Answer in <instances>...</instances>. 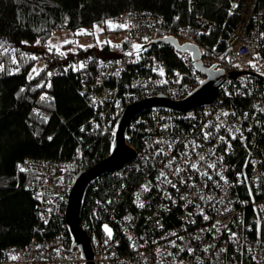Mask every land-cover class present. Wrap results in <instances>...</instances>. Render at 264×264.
I'll return each instance as SVG.
<instances>
[{
  "label": "built area",
  "instance_id": "2783aa9c",
  "mask_svg": "<svg viewBox=\"0 0 264 264\" xmlns=\"http://www.w3.org/2000/svg\"><path fill=\"white\" fill-rule=\"evenodd\" d=\"M228 10L238 19L222 51L220 42L206 51L196 41L215 28L209 20L197 18L177 32L178 38L198 46L203 65L223 71L214 103L185 113L151 110L138 115L125 136L135 158L106 174L116 179L115 191L102 201L93 194L97 187H89L92 204L82 207L80 227L90 240L95 264H264V238L257 233L264 221V57H258L264 49V5L231 0ZM161 23L159 15L148 11L123 12L115 19L136 39L155 38ZM198 60L189 52L179 53L182 70L167 71L154 54L116 56L85 72L79 91L94 111L109 114L107 124L122 103L118 87L125 75L129 97L146 91L180 100L206 79L195 66ZM233 72L240 73L231 77ZM169 160L171 167H166ZM213 163L215 168L208 167ZM21 166L37 174L29 185L37 222L28 244L7 247L0 264H84L79 249H71L66 224L57 225L65 220L69 167L39 159H24Z\"/></svg>",
  "mask_w": 264,
  "mask_h": 264
},
{
  "label": "trees",
  "instance_id": "16d2710c",
  "mask_svg": "<svg viewBox=\"0 0 264 264\" xmlns=\"http://www.w3.org/2000/svg\"><path fill=\"white\" fill-rule=\"evenodd\" d=\"M230 1L0 0V43L3 44L0 64L4 65L0 69V260L5 259L3 252L7 247L28 244L37 222L36 201L29 189L37 174L21 166L24 159L65 163L69 167L65 177L72 183V174L109 155L116 120L123 106L149 95L146 91H136L129 97L125 91L128 81L125 75L118 87L122 103L105 124L109 114L104 117L101 110L94 111L79 91L83 74L96 68L99 62L128 53L131 56L154 54L165 70H182L179 54L171 45L143 47L150 39L128 35L119 43L105 40L92 45L81 42L78 46H74L73 39V43L60 45L59 52L55 48L50 52L48 44L53 36L59 31L77 36L81 29L93 33L94 25L105 34L123 32L122 28L109 27L105 21L115 25V19L123 12L148 11L162 19L155 38L175 37L180 41L177 32L182 26L194 24L197 18L213 22L215 28L207 35L198 36L196 41L206 51L213 50L220 42L218 51H222L223 41L238 19L237 14L228 10ZM255 1L257 6L264 5V0ZM133 45H140L139 49L145 51L137 54ZM73 47L76 49L70 52ZM4 48L9 51L4 52ZM32 56L37 59H30ZM13 57L16 63L12 62ZM258 57H264V49ZM33 68L39 74L33 73L29 79ZM105 111L112 112V108ZM91 186L97 187L93 194L104 201L115 191L117 181L104 175ZM87 204L88 207L92 204L91 188L85 194L82 207ZM63 223L65 220H59L57 225L60 227ZM259 225L257 233L264 238V221ZM49 229L54 232L55 225L49 223Z\"/></svg>",
  "mask_w": 264,
  "mask_h": 264
},
{
  "label": "water",
  "instance_id": "95a60500",
  "mask_svg": "<svg viewBox=\"0 0 264 264\" xmlns=\"http://www.w3.org/2000/svg\"><path fill=\"white\" fill-rule=\"evenodd\" d=\"M156 44L171 45L177 53L189 52L193 58H200V51L196 44L190 42L180 43L175 37L150 39L143 47H150ZM144 48L135 51L141 54ZM145 51V50H144ZM197 70L206 75L199 86L193 89L188 95L180 100H172L166 94L158 93L147 95L130 104L123 106L116 120V127L113 134L112 147L107 157L93 164L91 167L81 169L72 174V183L67 195L65 208V224L72 236L71 249L78 248L81 256L86 259L84 264H95L93 259V248L88 236L80 227V217L85 194L91 184L100 177L109 174L123 165L132 161L135 150L125 143V136L132 120L138 115L151 110H159L172 113H185L188 110L202 108L214 103L219 86L224 82V74L220 69H214V65L205 66L198 60L195 64ZM240 72H233L235 77Z\"/></svg>",
  "mask_w": 264,
  "mask_h": 264
},
{
  "label": "snow or ice",
  "instance_id": "6c2138e0",
  "mask_svg": "<svg viewBox=\"0 0 264 264\" xmlns=\"http://www.w3.org/2000/svg\"><path fill=\"white\" fill-rule=\"evenodd\" d=\"M237 6H238V5H235V4L233 5L234 8L237 7ZM105 23H106L109 27H119V28H125V27H127L126 24H117V25H114L113 22L110 21V20H109V21H105ZM93 27L96 28L97 31H100V30H101V29H99V27L96 26V25H94ZM77 34H93V33H88L86 30L81 29ZM262 35H264V34H262ZM36 43L39 44L40 41L37 40ZM63 43H64V44H69V43H73V41L65 40V41H63ZM88 47H91V45H89ZM140 47H141L140 45H133V48H134V49H137V50H138ZM0 48H3V44H2V43H0ZM53 48H55V49L59 52V46H58V45H53V44L51 43V41H49V44H48V50L51 52V51L53 50ZM7 51H9V49L4 48V52H7ZM63 54H64V53H61V55H63ZM128 54L131 55L132 53H128ZM30 59H32V60H36L37 57L32 56V57H30ZM12 62H13V63H16V62H17L16 59H15V57H13ZM249 64H250L252 67H255V64H253L252 61H249ZM80 67H84V65L81 64ZM3 68H4V65H3V64H0V69H3ZM16 71H19V68H17ZM33 73H35V74H37V75L39 74L38 70H37L36 68H33V69H32V72L29 73V79H32V78H33ZM160 74L163 75V69H160ZM48 75L51 76L52 74H51V73H48ZM262 75H264V73H262ZM47 86H48V87H51V84H48ZM22 91H24V89H21V92H22ZM41 99L43 100V99H45V97L42 96ZM262 111H264V109H262ZM224 115H228V113H224ZM229 131H231V130H229ZM237 131H239V130H237ZM208 135H209L208 133H204V138H205L206 140L208 139ZM235 138H236V137L233 136V139H235ZM224 139H225L224 137H220V140L223 141ZM158 143H161V142L158 141ZM192 146H193V150H195V148L198 147V145H195L194 142H193ZM185 147H187V145H186ZM160 153H163V149H160ZM186 154H187V153H185V155H186ZM174 159H175V158L173 157V160H174ZM203 159H204V157L201 156V157H200V160H203ZM171 164H172V160H169V162H168V164L166 165V167H171ZM190 167H191L192 169H197V164H196V163H192V164H190ZM208 167H210V168H215L216 165L213 163V164H210ZM20 170H21V171H24L23 168H21ZM197 170H198V169H197ZM175 171H176V173H179V172L181 171V169H180V168H177V169H175ZM204 175H207V173H204ZM160 176L166 178V175H165L164 172H161V173H160ZM221 178H223V177H221ZM208 179L211 180V176H208ZM168 183L171 184V181H168ZM172 187H175V185L173 184ZM145 190H147V186H145ZM201 199H203V197H201ZM140 207H143V204H140ZM189 215H191V214H189ZM203 218H204L205 220H208V219H209V217H208L207 215H205ZM217 223H218V222H217ZM213 227H215V225H213ZM104 230H105V232L107 233L108 237L111 238V236H112L111 229H110L107 225H105V226H104ZM172 235H175V233H173ZM232 236H235V234L232 233ZM181 239H182V238H181ZM106 242H107V241H106ZM174 243H175V242H173V244H174ZM181 250H183V249H181ZM188 251L191 252L192 250L189 249ZM15 258H16V257H13V259H15Z\"/></svg>",
  "mask_w": 264,
  "mask_h": 264
},
{
  "label": "rangeland",
  "instance_id": "374dc122",
  "mask_svg": "<svg viewBox=\"0 0 264 264\" xmlns=\"http://www.w3.org/2000/svg\"><path fill=\"white\" fill-rule=\"evenodd\" d=\"M101 29V28H99ZM81 36V37H80ZM128 37V34L123 31V32H115V33H109V34H105L103 33L101 30L97 31L96 28L93 30V34L86 36L84 35H74L70 32L67 31H59L57 32L53 38H52V42L54 45H63V41L65 40H70L72 41L74 39V46H78L82 43L85 44H97V43H102L105 40L109 41L110 43H119L122 40L126 39ZM82 39H84L85 41H81ZM147 40V39H146ZM180 43H183V40L179 41ZM76 48H71L69 51L72 52V50H75ZM39 64H42V62H40ZM38 66V64H37ZM40 66V65H39Z\"/></svg>",
  "mask_w": 264,
  "mask_h": 264
},
{
  "label": "clouds",
  "instance_id": "9594fccd",
  "mask_svg": "<svg viewBox=\"0 0 264 264\" xmlns=\"http://www.w3.org/2000/svg\"><path fill=\"white\" fill-rule=\"evenodd\" d=\"M179 54V53H178Z\"/></svg>",
  "mask_w": 264,
  "mask_h": 264
}]
</instances>
